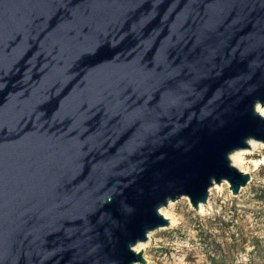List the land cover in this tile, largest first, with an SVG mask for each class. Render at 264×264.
Wrapping results in <instances>:
<instances>
[{
	"label": "water",
	"instance_id": "1",
	"mask_svg": "<svg viewBox=\"0 0 264 264\" xmlns=\"http://www.w3.org/2000/svg\"><path fill=\"white\" fill-rule=\"evenodd\" d=\"M264 0H0V264H146L183 197L252 181Z\"/></svg>",
	"mask_w": 264,
	"mask_h": 264
},
{
	"label": "rangeland",
	"instance_id": "2",
	"mask_svg": "<svg viewBox=\"0 0 264 264\" xmlns=\"http://www.w3.org/2000/svg\"><path fill=\"white\" fill-rule=\"evenodd\" d=\"M251 141L257 148L242 150L250 184L238 196L226 182L215 185L198 210L187 197L171 202L169 226L141 250L146 264H264V147Z\"/></svg>",
	"mask_w": 264,
	"mask_h": 264
},
{
	"label": "bare ground",
	"instance_id": "3",
	"mask_svg": "<svg viewBox=\"0 0 264 264\" xmlns=\"http://www.w3.org/2000/svg\"><path fill=\"white\" fill-rule=\"evenodd\" d=\"M256 109H257L258 113L262 117H264V106L262 107V105H258ZM249 144H250V147L253 146V150H255L257 148V145H255V143H253L252 141H250ZM260 146L264 147V143L260 144ZM243 155H244V152L242 150L236 151V152H234L231 155V161H232L233 166H235L236 168H238L241 172L247 173L248 171L244 168V157H243ZM217 188H218V186H217ZM163 209H165V208H163ZM163 209H161V214L165 216V210H163ZM201 209H202V207H201ZM145 244L146 243H144V244L143 243L138 244L135 247V251L136 252H140L145 247Z\"/></svg>",
	"mask_w": 264,
	"mask_h": 264
}]
</instances>
